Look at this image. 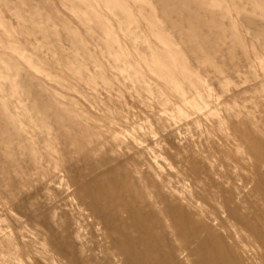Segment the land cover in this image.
Segmentation results:
<instances>
[{
	"label": "rangeland",
	"instance_id": "1",
	"mask_svg": "<svg viewBox=\"0 0 264 264\" xmlns=\"http://www.w3.org/2000/svg\"><path fill=\"white\" fill-rule=\"evenodd\" d=\"M0 264H264V0H0Z\"/></svg>",
	"mask_w": 264,
	"mask_h": 264
}]
</instances>
